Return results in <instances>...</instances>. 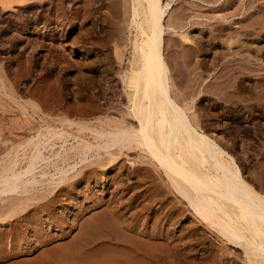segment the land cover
Listing matches in <instances>:
<instances>
[{"label": "rangeland", "instance_id": "rangeland-1", "mask_svg": "<svg viewBox=\"0 0 264 264\" xmlns=\"http://www.w3.org/2000/svg\"><path fill=\"white\" fill-rule=\"evenodd\" d=\"M141 1L144 2L143 0H140V2ZM172 1L173 6L167 16V22L170 20V18H173V20L170 21L177 25V23L180 22L186 23L187 20L190 23L193 19H195L196 21H192V26L188 25V28L185 30L186 32L188 31L187 33L189 37L192 34L188 41H195L196 44L199 42L200 46L207 50H211L219 46L224 47V45L226 46L228 44L226 41V44L223 41L220 42L217 38V35L216 38H214L215 34H217L215 29L219 26L217 24L218 22L220 23V21L223 20L224 23L225 20L224 24H227L228 21L231 19L235 20L238 18V16L241 17L242 14H248L251 16L253 15L252 17L250 16L252 19L263 17L264 15V0L253 1L252 4H254H251L252 6L250 5L252 8L250 6L247 7L251 8L250 10L248 9V11L246 7L239 5L237 2L235 3L236 5L233 3L230 4L231 2L229 0H203L204 2L201 0ZM206 3L209 5L207 6ZM133 4L135 7H138L142 10H138V14H140L139 16H137L138 14L134 13L133 11ZM140 4L141 3H137L135 0H33V2L27 6H14L13 8L5 10H1L0 7V67L2 66L1 68L5 71V73L3 72V75H6V80L8 79L9 84H7L10 85V87L13 85L11 88L13 92L15 90V96L14 93L12 94V91L11 93L8 92V96L5 94L2 96V99L6 100H2V102L4 101V108H9L10 111H8L9 109H4L5 111L0 114V116L4 118L3 119L0 117V119H2V121L0 120V126L2 125L4 127H0V131H2L0 132V168L3 166L7 167L9 164L13 163L12 161H14L13 165H10L9 168L14 169L15 167L17 171L19 169L22 170L23 167H26L28 159L30 160L32 154L36 150L34 145H36V143L42 142L44 143V146L41 149L43 154L45 156L52 157L50 158V162L47 161V166L45 165V162H40L37 165L38 169L36 170V174L39 175L40 170L43 171V168L44 171H46V177H44L43 180L47 181L46 179L52 176L57 179V169L67 165H73L77 158H79L78 156H82V158H86L87 160L81 166L82 168L78 167V169L81 168L79 170H83V173H89H84L82 174L84 176L81 177V171L79 172L77 169V171L80 173H77L78 175L72 171L68 175V178L71 180V178L74 176V173L76 174V177L74 176L70 182L66 177V179H64L59 184H50L51 187L44 185L45 187L43 190L48 187L47 191L51 192L54 188L53 193L51 192L52 194L48 193L49 195H45L47 192H44L43 194V191H40L38 193L43 195L42 197L44 199L35 197L39 200H36L33 197L34 194L30 195L29 198L33 197L35 200L33 198L31 199L32 201L27 200L29 203L25 201V203H23V201H20L21 204H25V207L23 205V207L20 206L17 207V209L14 207L11 209L12 211L9 210L10 207L7 209L3 208V206H9L11 204L9 203L11 202L9 200L14 199H16L15 202L19 203L18 201L20 198L19 196H16L19 194H10L11 196L9 197L3 196L5 197L3 199L1 196L0 213L2 214L0 215V264H160L161 261V264H165V260H167L166 264H175V262L176 264H191V262H196L195 264L244 263V257L241 256L242 254L240 253V249L231 246L225 241L223 243V239L220 238L221 236L217 234L216 231H214L215 229L213 230L210 228L209 230V228L203 227L207 226L206 224L204 225L203 222H199L198 224V221L193 218V214L190 213L189 215L188 212H185V219L182 217L178 218L177 220L175 219L176 222L173 221V224H171L172 227H170L171 225L169 224L168 226L167 224L161 223L160 216H162V214H159L156 211L158 207L157 203L154 205L155 207H153L156 208L155 211L153 209V211L150 210L147 212V210L142 211L143 209H139L140 205L141 208L142 205H146V200L148 199L147 197L149 196L148 194L150 192H148L147 187H150L153 184L154 177H156L154 176L155 174L153 172H150V174L152 173L149 177L150 180L147 178V183L144 180L145 184L147 185L143 184L144 182L142 181V174H145V167L148 166L147 163H143L141 161L138 163V166L137 164L131 165L125 158H118L117 160L111 162V155L109 153L99 151L97 150V147H94L92 150L90 149V151H87L84 148L85 142H87V140L90 142L93 141V144L96 145L105 138H94V133H96L97 130H100L99 128H101L98 127L99 125L96 123L98 119H102L106 116L107 120H109L108 116L111 119H116L119 117V115L124 113L123 111L125 109L121 108H125L124 105L120 106L124 103L121 95L123 86L121 83H119L120 79H118V77L120 78L121 76L120 71L122 72L125 70L127 60L130 56L132 38H134L135 35L139 37L140 34V29L136 27V21L134 22V20L140 21V19L142 20L144 18V11L142 9L143 7ZM142 5H144V3ZM237 5L239 8L243 7V9H239L240 12L237 11ZM236 7L237 10L234 11ZM244 10L247 12L245 13ZM140 12L143 13V15ZM262 12L263 14H260ZM236 13L239 14L237 15ZM255 13L256 15L259 13L260 16H256ZM181 14H183V16ZM245 15L243 17H245ZM188 18H190L191 21ZM177 19H179V22ZM174 20L177 22L175 21V23ZM195 22H197V25L194 24ZM26 24L33 26V29L30 30L31 32L22 31L23 26ZM246 24L247 23H244V26ZM213 25L215 29L213 28ZM189 27L191 29H189ZM198 27H201V29ZM170 31H166L167 33L165 35V42L167 43H165L166 47H164V52H167L164 54L172 68L171 70L173 72V80H176L175 82L177 83L180 82L179 85L181 87V93L183 94L185 92L184 95L181 96V98L184 96L186 97L183 98V102L192 106L195 99L192 102V95L190 96L187 93L188 90H191V88L188 87H191L192 85V83L188 81L193 78V75H191L193 74V71H191L192 68L190 67L192 66V61L188 56L187 57L189 60L186 59L187 57L184 58V61L189 66L188 68L187 64L184 63L183 59H181L183 58L181 47H194L195 43L193 42L194 44L192 43V46L189 42L191 45L190 46L188 45V42V44L184 42V38L182 39L183 41L180 40V37L182 38L183 34H186L185 32H179L182 35L178 36L176 34L177 32L171 31L173 32L171 33ZM208 37L213 38L210 40ZM173 38L176 40H172V43L170 39ZM232 39L235 40L236 37ZM169 41L173 44V46ZM218 41L219 43H217ZM180 42H183V44ZM179 44H181V46ZM227 47L229 48L228 45ZM121 57L123 58L122 61ZM185 59L189 61L190 65ZM207 59L208 58L203 59L204 63L208 61ZM182 61L183 64L186 65H182ZM186 66L187 69H183L186 68ZM185 72H187L188 76L185 74ZM203 74L204 77L205 73ZM9 78L11 82L9 81ZM185 81H188L187 83H190L191 85L185 83ZM120 89L122 90L120 91ZM182 89L185 91H182ZM188 92L190 93V91ZM118 100L122 101L120 102L121 104ZM213 100L211 98L209 99L208 97H203L202 103L204 105H212L213 102L214 104H218L217 101L215 102V99ZM6 103L9 104L6 105ZM219 106L220 107L217 106L216 108L208 107L207 111H205L206 109L203 110L205 112H203L204 115L207 116H203V119L205 117L204 121H210L211 126H218L217 133L220 135L219 137H223L226 141H228L229 144L233 140L237 141L238 147L236 150L238 152L240 151V155L243 153L242 147L246 148L245 151H253V154L251 152L250 153L254 158L251 156L252 158L250 157L244 161L246 163L245 166L249 165V163L252 164L254 159H257V157L260 158L261 154L264 153L262 152L264 151V107L262 109H257L258 111H249L248 108H243L245 111L242 110V112L246 115L245 116L242 112H240L242 109H240V107H236L235 109L231 108L229 110L224 107L222 111L221 104H219ZM118 108H121L122 111L118 110ZM216 109L220 110L221 112L217 111ZM208 112L210 114H208ZM218 112H220V114ZM232 112L234 113L232 114ZM237 114L242 115V117L240 118V115L238 116ZM69 121H72L74 124H71ZM80 121L89 123L84 127V125H82L83 123L81 124ZM222 128L227 133L223 132ZM91 129L93 130L91 131ZM250 129L252 130V133ZM255 129H258L259 131H255ZM254 131L256 132L254 133L255 135L253 134ZM56 132L60 133L57 134ZM257 133H260V136L262 135L261 138ZM251 134L254 136H251ZM80 138H83L82 140L85 139L84 143ZM61 145L64 150H70L68 147L71 146L72 149L75 147L78 150L75 148V151L71 149L68 156L72 157L68 158V160H64L63 158L59 156L58 158L56 155H54L56 153L61 155L64 154L62 153L63 149L60 148ZM239 146H241V148ZM81 148L84 149L82 150ZM137 150L138 148L130 149L129 152L131 156H133ZM15 151H17L16 155ZM96 151L99 152L98 155H96ZM13 152L14 154H12ZM74 152H76V154L78 152L79 153L76 155ZM259 152L261 153L260 155ZM8 156L9 159L12 158L10 156L15 157V159H10L11 161H9ZM3 160L6 161V164L9 162L10 163L6 165ZM18 162L22 163L17 164ZM134 165L136 168H134ZM56 166L59 167L57 168ZM55 167L57 169H55ZM137 167L141 170H135ZM5 168L3 169L5 170ZM3 169L2 172H4ZM132 170L135 173H132ZM94 171L95 173H93ZM2 172H0V175L3 174ZM138 172H142L141 174L139 173L140 177L137 176ZM105 178L106 180H104ZM76 179L77 181H75ZM137 181L141 182V184L139 183L140 187H143L142 189L137 187L139 190L135 188V190L137 189L136 192L141 193L142 191L144 195L147 192L148 193L145 195V197L143 194L140 196L141 202L138 199L139 197L136 198L132 203L131 209V206H127L126 204L128 201H130L134 189L129 192V190L125 188L123 189V185L125 187L128 185L136 186L138 185ZM124 183H126V185ZM71 184L75 185L71 186ZM54 185H56V187ZM49 188H51V191ZM35 196L37 195L35 194ZM142 198L143 201H146H144L145 203L142 202ZM119 199L124 202L122 203L124 206L121 205V201ZM97 200L104 201H102L103 203L97 205ZM106 200L108 201L106 202ZM12 203H14V201ZM17 203H14V205L11 204V207L16 206ZM134 203L137 204L133 207V205H135ZM113 204L117 206L114 207ZM120 205L126 208L121 210L122 207ZM119 206L121 208H119ZM133 209L139 211L137 212L135 210L137 213L134 212L133 214L131 211ZM110 210L115 214L113 212L111 213ZM117 212H121V214H119L120 216H118ZM122 213L124 214L122 215ZM151 213H155V220L151 221L148 219L152 215ZM156 213L157 215L159 214L158 218L160 217L159 221L162 225L158 223L159 221L155 223L157 218ZM137 214L138 216H136ZM140 216H142V219L144 218L145 220H142ZM123 217L126 220L122 219ZM135 217H137V219ZM2 218L3 220H1ZM134 219L135 221L138 220L136 222L139 225L137 229H134L136 226L132 228L130 227V223H132L133 226L137 225L135 224ZM120 220L124 221L123 224ZM141 221L143 222L141 223ZM153 221L154 223H152ZM190 222L195 226L190 224ZM124 223H129L130 225L128 224V226ZM147 223H151L152 229L155 227V237H151L154 235L146 233L148 230L152 232V229H149L150 224L148 225ZM143 224H146L147 226L145 225V227ZM163 225H166L167 228L169 227V231L165 226L162 227ZM127 227H129L130 230ZM176 227H180L179 231ZM186 231L192 233V235L190 234V236ZM183 232L184 234H179ZM157 233L159 235L162 234V236H159V238ZM164 233H167V235L170 233L171 234L168 235V237H163ZM175 234L178 235V237H175ZM215 234H217V236ZM99 236L107 237L105 242L102 243L107 244L108 248H102L101 242L98 243L99 245L93 244L94 246H92V243L88 244L92 238ZM180 236H182V238ZM172 238L175 241H172ZM178 238L180 240H178ZM166 241L169 243H166ZM127 242H129L131 245L134 244L132 247L134 250L131 249V245L126 244ZM171 242L174 243L170 245ZM202 245H204L205 248L202 247ZM171 246L176 247L172 248ZM178 246H182V249ZM199 246H201V248ZM186 247L189 249L187 248V250ZM184 249L186 251H184ZM170 250H173L174 253ZM192 250L194 251L191 252ZM169 251L171 252V255H174L173 257L169 254ZM142 253H144V256ZM186 255H188L189 258ZM162 256L164 258V262L162 260ZM181 256L185 257L182 258ZM179 257L181 258L178 261ZM204 257L206 260H203ZM168 258L171 259L168 260ZM190 258H192V261L190 260L191 262L188 261Z\"/></svg>", "mask_w": 264, "mask_h": 264}, {"label": "bare ground", "instance_id": "bare-ground-1", "mask_svg": "<svg viewBox=\"0 0 264 264\" xmlns=\"http://www.w3.org/2000/svg\"><path fill=\"white\" fill-rule=\"evenodd\" d=\"M135 1L137 3L138 2L141 3L140 5L143 7L142 9L144 11L143 12L144 18L142 20L140 19V21L134 20V22L136 21L135 23L137 25V26L136 25L135 26L140 29V31H139L140 34H139V37H137L135 35L134 38H132L131 48H130L131 49L130 50V56L127 60L125 70L122 72L120 71L121 76H120V78L118 77V79H120L119 83H121L123 86V90L120 89V91L122 90L121 91L122 94L121 93L120 94L122 95V99L124 100V103L121 104L120 102H122V101H119V100L118 101L121 104L120 106L124 105L125 108L121 107L122 109H125L123 111L124 113L123 112H122L123 114L120 113L121 115H119V117H117L116 119H111L108 116L109 120H107V116H106L102 119H98L97 122L95 121L96 123H98V125H99L98 127H101V128H99L100 130H97V132L94 133V135H95L94 138H97V137L98 138L105 137V138H104V140H101L100 142H98L96 145L93 144V141L90 142L87 140V142H85L84 148H85V150L90 151V149L92 150L94 147L95 148L97 147L98 148L97 150L109 153L111 155V162L117 160L118 158L119 159L125 158V159H127V161L131 165L137 164V166H138V163H140L141 161L143 163H147L148 166H146V167L144 166L145 167V174L144 173L142 174L143 175L142 181L144 182V180H145L147 183V180H148L147 178H149L152 174V173L150 174V172H153L155 174L154 176H156V177L153 176L154 180H153V184L151 186L148 184L150 187H147L148 188L147 190H148V192L149 191L150 192L148 194L149 196L148 197L146 196L148 198L146 200L147 202L144 200L146 202V205H142V208H141V205L139 204L140 208H139V206H138V208L143 209L142 211L147 210V212H149L150 210L153 211V209L155 211L156 208H153V207H155L154 205L157 203L158 207H157L156 211L159 214H162V216H160L161 218L159 217L161 219L160 221L162 224L164 223L167 225L168 224L171 225V224H173L172 222L173 221L176 222V220L178 218L182 217L185 219V212L186 213L188 212L189 215L191 213L194 216L193 218L198 221V224H199V222H203L204 225L205 224L207 225V226H203V227L209 228V230H210V228L213 230L215 229L214 231H216V233L221 236L220 238L223 239L222 240L223 243L225 241L226 243H229L231 246L240 249V253L242 254L241 256L244 257V263L243 264H264V153L261 154L259 152V155L261 154L260 158L257 157V159H254V161L251 160L253 163L252 164L249 163V165L245 166L246 163L244 161L246 159H249L252 156L251 153L253 151L252 152L249 150L245 151L246 148L242 147V152H243L242 154L243 155L242 154L240 155L239 154L240 151L238 152L236 150L238 147L237 141L233 140L229 144L228 141H226L223 137H219L220 135L217 133V127L218 126L212 125V126H215V127H212L210 121L205 122L204 119L207 116L204 115L205 112L203 111L205 109H206L205 111H207L208 107H210V108L211 107L216 108L217 106L220 107L219 104H221L222 111H223L224 107H226L227 110H229L231 108L235 109L236 107H240V109L242 108L240 110V112H242L243 108H246V109L248 108L249 111H254V110L256 111L257 109H262L264 107V15H263V17H257V18L252 19V18H250L251 15L246 14L247 15L246 16L244 14L245 17H243L244 15L241 13L242 14L241 17L238 16V18L235 17L236 18L235 20L231 19L228 22L226 21L227 24H224L225 20H224V23H223V20L220 21V23L218 22L217 24L219 26L218 27L215 26L216 29L214 28V25H213V28L217 31V34H215L214 38H216V35H217V38L220 42L221 41L228 42L227 45L229 46V48L227 47V45L226 46L224 45V47L219 46V47L213 48L211 50L210 49L207 50V49L202 48V46H200L199 42H198V44H199L198 45L195 43V41H193L196 44L195 45L191 40L188 41L191 38L192 34L189 37L188 33H187L188 31L186 32L185 30L188 28V25L192 26V24H193L192 21L195 19H193L191 21V19L188 18L191 21L190 23L187 20L186 23L180 22V23H177V25H175L174 23H172V21H170V20H173V18L172 19L170 18V20L168 21L169 23L167 22V16H168L169 11L171 10V8L173 6L172 0L171 1L170 0L169 1H167V0H143L144 2H142V1L140 2V0H135ZM201 1H203V0H201ZM229 1L231 2L230 4H232V3L235 4L237 2L239 5L246 7V9L248 11V9L250 10L252 8L251 6L254 4V3L252 4V2L256 1V0H229ZM259 1H261V0H259ZM32 2H33V0H0V7H1V10H5V9L13 8L14 6H27V5H30ZM143 3H144V5H142ZM203 4H205V3H203ZM136 5H138V4H136ZM206 5L208 6L209 4L206 3ZM249 6L251 8H247ZM237 7H238V10H237ZM237 7L235 8L234 11H236V10L239 11L240 8L243 9V7L239 8L238 5H237ZM132 8H134L133 9L134 13H137V14H138V10L139 11L141 10L138 7H135V5ZM260 10H261V8H260ZM257 11H258V9H257ZM244 12H245V10H244ZM250 12H249V14H250ZM143 13H141V14L143 15ZM236 14L238 15L239 13H236ZM260 14H263V12ZM139 15L140 14H138L137 16H139ZM181 15L183 16V14H181ZM255 15H256V13H255ZM258 15H259V13L256 16H258ZM178 18H179V16H178ZM183 18H185V17H183ZM174 19H176V18H174ZM183 20H185V19H183ZM238 20H240V21H238ZM175 21L176 20H174V22ZM177 21L179 22V19H177ZM183 22H185V21H183ZM196 23L197 22H195L194 24H196ZM244 23H247V24L244 26ZM35 24H37V23H35ZM32 27L33 26H31L30 24H28V25L26 24L25 26H23L22 31L31 32L30 30L33 29ZM198 28L201 29V27H198ZM189 29H191V28L189 27ZM167 30L177 32L176 34L178 36L182 35L179 32H181V33L185 32L186 34H183V37L182 38L180 37V40L181 41L185 40L184 42H186V43L190 42L192 46L194 44V47H189V46H188V48L187 47L186 48L181 47V50H182L181 53L183 52L182 53L183 58H181V59H183V61H184V58L188 56L189 58H191V61H192V63H191L192 66H190L192 68V70L191 69L190 70L193 71V74H191V75H193V78H191L192 81H191V79L188 80V81H190V83H192V85L190 83H187L188 81L187 82L185 81V83L191 85V87H188V88H191V90H188V91H190V93L188 91H187V93L190 96L192 95V102L195 99V101H194L195 103L193 102L192 106H190V104H185L183 102V98H186V97L184 96L183 98H181V96H183L185 92L182 94L181 93V87L179 85L180 82L177 83V82H175L176 80L175 81L173 80V78H172L173 72L171 70L172 68H171V66L167 60V57L164 54L167 52V51L164 52V47H166L165 43H167V42H165L166 41L165 35L167 33L166 32ZM171 33H173V32H171ZM210 33H212V32H210ZM210 37H208V38L211 40L213 37L212 38H210ZM235 37H236V39L233 40L232 38H235ZM174 39L175 38L170 39V41L172 42V40L174 41ZM178 40H177V42H178ZM193 40H194V38H193ZM219 41L217 43H219ZM226 42H225V44H226ZM180 43L183 44V42H180ZM190 43L188 45H190ZM179 45L181 46V44H179ZM220 45H221V43H220ZM172 46H173V44H172ZM179 51H180V49H179ZM188 57L186 59L189 60ZM204 58H208L207 59L208 61L207 62L205 61L206 63H204V60H203ZM181 59H180V61H181ZM122 60H123V58L121 59V61ZM188 60H186V61L189 63ZM183 61L181 64L186 65L187 63L184 61V63H186V64H183ZM189 65H190V63H189ZM187 66H188V64H187ZM187 66H186V68H183V69H187ZM1 67H0V114L5 111L4 109H9V108H4L3 102L6 100L2 99V96L4 94L6 96H8L7 95L8 92L11 93V91H12V94L15 92V90L13 92V90L11 88L13 85L11 87H10V85H8L9 84L8 79L6 80L5 79L6 75H3V72L5 73V71ZM188 68H189V66H188ZM174 69H173V71H174ZM180 70H181V68H180ZM176 71H178V70H176ZM188 71H189V69H188ZM189 73H190V71H189ZM203 73H205L204 77H203V75H204ZM185 74H187V72H185ZM181 76H182V74H181ZM187 76H188V74H187ZM9 81H10V78H9ZM185 86H186V84H185ZM182 91H185V90L182 89ZM10 93H9V96H10ZM14 96H15V93H14ZM187 97H189V96H187ZM203 97H208L209 99L211 98L212 100L215 99V102L217 101L218 104H214V102H213L212 105L209 104L210 106L207 104L204 105L202 103ZM4 98H5V96H4ZM2 100H4V101L2 102ZM185 101H187V100H185ZM206 101H209V100H206ZM209 103H211V102H209ZM8 104L6 103V105H8ZM18 104H20V103H18ZM121 108L120 109L118 108V110L122 111ZM8 111H10V109ZM217 111H220V110H217ZM243 111H245V109ZM220 112H218V113L220 114ZM234 112H235V110H234ZM234 112H232V114ZM240 112H238V113H240ZM259 112H260V110H259ZM210 113H211V111H210ZM210 113L208 112V114H210ZM2 116H4V115H2ZM203 116H205L204 119H203ZM241 117H242V115H240V118ZM1 118H3V117H1ZM103 119H106V120H103ZM0 120L2 121V119H0ZM237 120H238V118H237ZM70 123L74 124L72 121ZM80 123L81 124L83 123L82 125H84V127H85L89 122H81L80 121ZM212 124H213V122H212ZM75 125H76V123H75ZM219 125H221V124H219ZM224 126H226V125H224ZM224 126H222V127H224ZM0 130H1V128H0ZM92 130L93 129H91V131ZM256 130H258V129H255V131ZM222 131L227 133L226 131L223 130V128H222ZM250 131L252 133L251 129H250ZM255 131L253 132V134L256 133ZM0 132H2V131H0ZM248 132H246V133H248ZM56 133L59 134L60 132L59 133L56 132ZM225 133H223V134H225ZM260 133H257V134H259V137L261 138L262 135L260 136ZM254 135L251 134V136H254ZM247 136H249V135H247ZM0 137H1V134H0ZM82 139H81V141H83V143H84L85 139L84 140H82ZM34 146H35L34 148L36 150L34 149L35 152L33 151L34 153L32 154V157L31 158L29 157L30 160L28 159V161H27L28 163L26 162L27 163L26 167L25 168L23 167L22 170L19 169L20 165H19L18 171L15 169V167H14V169L9 168L10 165H13V163H14V161H12L13 163L9 164L10 163L9 161H11L10 159H12V160L15 159V157H13V156L16 155L17 151H15V155L10 156L12 158L9 159V156H8V159H9V161L7 160L9 162V163H7V164H9L7 166L8 168L6 166H3L2 168H0V172H2L3 168H5V167L7 168V169L5 168V170L3 169L4 172H2L3 174L0 175V198H1V196H2V199L5 198L3 196L9 197V196H11L10 194H14V195L19 194L16 196H19V198H20L18 201L20 203V205H19V203L15 202L16 199H14L15 198L14 197L13 198L14 200H9V201H11L9 203H11L12 205H14V203H17L16 206L11 207V204H10L9 206H6V207L3 206V208L9 209L8 207H10L9 210H11L12 208L15 207L17 209V207H20V206L23 207L25 205V204L23 205V203H25V202L29 203L27 200L32 201L31 199L33 197L42 199L43 195L38 193L40 191H43L42 192L43 194H44V192H47L45 195H49L48 193L52 194L54 188L52 191H51V188H49L50 191L52 192L51 193V192L47 191L48 187L45 188L46 191L43 190L44 187L46 185L51 187L50 184L52 185V183H54V184L58 183L59 184L64 179H66V177L68 178V175L72 171H74L76 174L81 173L80 174L81 177L84 176L82 174L88 173V172L83 173V170L82 171L79 170L82 168L81 166L87 160H86V158H82V156H78L79 158H77V160L78 159L79 160L78 161L76 160V162H74L73 165H71V166L69 165L70 167L68 165H67L68 167L64 165L67 168L62 167V166H60L62 168H58L59 166L58 167L56 166L58 168L57 169L55 167V169L58 170V174H60V175L57 174V176H56L57 179H55L52 176L50 178L47 177L48 179H46L47 181H45V180H43V178L46 177V171H44V168H43V171L40 170L39 175L36 174V170L38 169L37 165L40 162H45V165L48 164L47 161L50 162V160H51L50 158H52V157L51 156H45L43 154L41 149L43 148L44 143L39 142V143H36V145H34ZM80 146H78V147H80ZM71 147H68V148H70V150H71L72 149ZM239 147L241 148V146H239ZM60 148H62V145ZM74 148L72 150L75 151V149H77V148H75V149ZM136 148H138L137 152L133 156H131V154L129 152L130 149H136ZM62 149H63L62 153H64L63 155H61L59 153H56L54 155H56L57 157L59 156V157L63 158L64 160L65 159L68 160V158L72 157V156H70V157L68 156L69 152H70L69 149H65V150H64V148H62ZM85 150H84V152H85ZM113 150H117V151H113ZM96 152H97L96 155H98L99 152L98 151H96ZM246 152H248L249 154ZM262 152H264V151H262ZM74 153L76 154V152H74ZM12 154H14V152ZM18 155H17V157H18ZM257 156H258V154H257ZM112 157H113V159H112ZM26 158H28V157H26ZM16 161H17V159H16ZM56 161H57V158H56ZM3 162L5 163L6 161L3 160ZM20 163H22V162H20ZM20 163L18 162L17 164H20ZM78 167H81V168L78 169ZM106 167H108V166H106ZM134 168H136V166ZM39 169H40V167H39ZM41 169H42V167H41ZM77 169L79 170V172L80 171L81 172L79 173L77 171ZM138 169L139 168L137 167V169H135V170H138ZM140 170L141 169H139V171ZM89 171H91V170H89ZM131 172L135 173V172H133V170ZM75 173L73 174L74 176L76 175ZM93 173H95V171ZM139 173L140 172H138V175H137L138 177H140ZM53 175H54V173H53ZM74 176L73 177L71 176L72 178L70 177L71 180L74 178ZM87 176H86V179H87ZM78 177H80V176H78ZM58 178H59V180H58ZM55 180L56 181L58 180V181L56 182ZM71 180L69 179V182ZM104 180H106V178ZM149 180H150V178H149ZM44 181H45V183H44ZM75 181H77V179ZM139 181H141V180H139ZM139 181H137L138 185H136V186H134V185L129 186L128 185L125 187L123 185V189L125 188V189L129 190V192H131V190L134 189V192L132 191L133 195L131 194L132 197L131 198L128 197V198H130V201H128L127 204L125 203L127 206L128 205L131 206L130 207L131 209H132V203L136 198L139 197L138 199L141 202L140 196H142L143 193H142V191H141V193L136 192L138 189L137 187H140V184H141V182H139ZM73 183H74V181H73ZM121 184H122V182H121ZM124 184L126 185V183H124ZM130 184H131V182H130ZM143 184L147 185V184H145V182ZM72 185L73 184H71V186ZM86 185H87V183H86ZM86 185H84V186H86ZM54 186L56 187V185H54ZM142 187H140V188L142 189ZM144 187H146V186H144ZM135 188H137V189L135 190ZM143 189H145V188H143ZM85 190H83V191H85ZM18 191H20V192H18ZM35 192H37L38 194ZM143 192H144V190H143ZM35 194L37 196H35ZM30 195H33V197L31 196L32 198H29ZM145 195H144V197H145ZM39 199H36V200H39ZM100 200H101V198H100ZM100 200H97V202H96L97 205L103 203L102 201H104L105 199L102 201H100ZM119 200H118V202L120 203L121 200L120 201ZM13 201H14V203H12ZM20 201H23V203L21 204ZM107 201L108 200H106V202ZM144 201L142 198V202H144ZM110 202H111V200H110ZM115 202H117V201H115ZM126 202H127V200H126ZM27 203H26V207H27ZM122 203H124V202L121 201V205H122ZM134 204L135 205H133V207L136 206L137 203H134ZM17 205H19V206H17ZM101 206H103V205H101ZM111 206H112V204H111ZM113 206L116 207L117 205L115 206L113 204ZM120 206H119V208H121L124 205H122L121 207ZM108 208H110V207H108ZM111 208H113V207H111ZM123 208H126V207H122L121 210ZM116 209H118V208H116ZM13 210H15V209H13ZM135 210L134 209L131 210L133 212V214H134ZM7 211H6V215H7ZM113 211H111V213ZM136 211L138 212L139 210H136ZM121 212H123V211H121ZM121 212L120 213L117 212L118 216H120L119 214H121ZM128 212H129V210H128ZM137 212H135V213H137ZM1 214L2 213H0V215ZM123 214L124 213H122V215ZM143 214H145V213H143ZM154 214H152L153 216L149 215L150 217L148 219L151 221L155 220ZM156 215H157V213H156ZM158 215H157L155 223H157V221H159ZM136 216H138V214ZM3 217H4V215H3ZM140 217L142 219V216H140ZM135 218L137 219V217H135ZM122 219L126 220L124 217ZM1 220H3V218ZM90 221H91V219H90ZM120 221H122V220H120ZM134 221H135V219H134ZM137 221L138 220L135 221V224H137L136 223ZM160 221L158 223H160ZM123 222L124 221H122V224H123ZM142 222L143 221H141V223ZM191 222H194V221H191ZM191 222H190V224H193ZM152 223H154V221ZM128 224L129 223H127L125 225H128ZM130 224L129 225L131 228L136 226V228H134V229H137V227L139 226L138 224L134 225V226L132 225V223H130ZM147 224L148 225L150 224L149 229L150 228L152 229L151 223H147ZM160 224H159V226H160ZM86 225H88V224H86ZM153 226H154V224H153ZM155 226H156V224H155ZM164 226L166 227V229L169 228V227L167 228L166 225H163L162 227H164ZM170 227H172V225ZM127 228H129V227H127ZM158 228H160V227H158ZM174 228H175V226H174ZM179 228H177L178 231H179ZM129 230H130V228H129ZM144 230H145V228H144ZM158 230H160V229H158ZM168 231H169V229H168ZM154 232H155V227H154V229H152V232L150 230H148L146 233H150L151 235H154L151 237H155L156 233L154 234ZM156 232H157V230H156ZM170 232H172V231H170ZM184 232L179 233V234L182 235V234H184ZM187 233L189 235L190 234L192 235V233H189V232H187ZM170 234H168V235H170ZM213 234H214V232H213ZM217 234H215V235L217 236ZM168 235H167V233H164L163 237L164 236L168 237ZM159 236H162V234L161 235L158 234V237ZM174 236L178 237V235H176V234ZM186 236H188V235H186ZM151 237H150V239H151ZM180 237L182 238V236H180ZM106 238L107 237H104V236L92 238L88 244L92 243V246H94V245L98 244L99 242H101V243L105 242ZM150 239H148V240H150ZM164 239H163V241H164ZM168 239H166V240H168ZM158 240H160V239H158ZM171 240L173 241L174 239L172 238ZM171 240H168V241H171ZM178 240H180V239L178 238ZM107 241H108V239H107ZM168 241H166V243ZM189 241H190V239H189ZM220 241H221V239H220ZM178 242H180V241H178ZM172 243H174V242H171L170 245ZM126 244L131 245L129 242H127ZM133 245H131V249H132ZM136 246H137V244H136ZM139 246H141V245H139ZM176 246H174V247H176ZM101 247L102 248H108V245L105 243H102ZM162 247H163V245H162ZM174 247H172V248H174ZM178 247L181 248L182 246H178ZM199 247L201 248V246H199ZM202 247H204V245H202ZM134 248H135V246H134ZM145 248H146V246H145ZM187 248L188 247H186V249ZM193 248H195V247H193ZM196 249H195V251H196ZM132 250H134V249H132ZM135 250H138V249H135ZM143 251H145V250H143ZM170 251H169V254L172 252V251L171 252ZM178 251H179V249H178ZM184 251H186V250L184 249ZM193 251L194 250H192L191 252H193ZM137 252H139V251H137ZM146 252H148V251H146ZM173 253H174V251H173ZM180 253H182V252H180ZM143 254L144 253H142V255ZM180 255H182V254H180ZM171 256L173 257L174 255H171ZM176 256H175V258H176ZM186 256L188 257V255H186ZM166 257H167V255H166ZM181 257L178 258V261L180 260ZM183 257H185V256H183ZM162 258H163V256H162ZM212 258H214V257H212ZM170 259L168 258V260H170ZM186 259H185V261H186ZM204 259H205V257L203 258V260ZM162 260L164 262V258ZM190 260L192 261V258H190L188 261H190ZM165 261L167 262V260H165ZM161 262H160V264H161ZM166 262H165V264H166ZM192 263H194V262H191V264ZM167 264H169V263H167ZM175 264H176V262H175Z\"/></svg>", "mask_w": 264, "mask_h": 264}]
</instances>
